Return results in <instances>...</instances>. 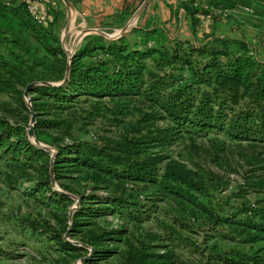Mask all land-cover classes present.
<instances>
[{
    "label": "trees",
    "instance_id": "obj_1",
    "mask_svg": "<svg viewBox=\"0 0 264 264\" xmlns=\"http://www.w3.org/2000/svg\"><path fill=\"white\" fill-rule=\"evenodd\" d=\"M220 1L229 7L236 4L231 0ZM124 5L122 13L130 15L135 9V0ZM181 6L190 13L193 25H198L196 13H205L198 3L185 0ZM164 25L152 20L115 39L100 34L86 35L68 55L59 36L48 28L47 18L37 24L23 0H0V91L22 108H27L23 91L32 84L30 100L37 113L42 108L43 112L48 108L65 111L90 99L99 102L104 98L136 97L153 108L143 114L142 121L170 123L158 128L154 135L140 134L136 140L126 137L95 144L78 137L59 148L51 158L45 148L29 138L25 126L0 116V160L20 165L23 168L20 175L31 174L32 191H42L50 202H62L64 212L59 224L63 230L68 227L70 213L72 229H76L90 226L91 222L85 220L100 217L116 204H132L122 196L81 193L79 204L68 210L71 198L53 188L52 172L55 179H66L70 178L69 173L85 169L95 183L115 180L159 185L166 192L198 206L209 217L216 214L217 223L242 226L248 242L264 240V203L251 207L240 202L226 209L207 208L205 201L209 200V193L195 172L173 160L162 166L167 156L146 153L143 148L144 143L153 142L171 145L182 134L192 139L222 135L230 143H247L256 149L261 145L259 152H253L250 162L257 169H263L264 60L250 54L249 46L241 40L211 35L195 43L172 38ZM65 78L63 84H54ZM126 113L122 109L114 112ZM62 123L37 120L35 139L56 145L57 138L47 128L59 129ZM64 129L66 135L72 134L71 125L67 124ZM221 150L224 151V145ZM111 234L102 229L99 234L92 232L84 239L87 244L96 245L105 236L112 239ZM53 235L60 249L83 250L64 240L60 232ZM153 248L147 242L138 247L129 246L121 254L122 263L163 264L171 257L170 253L155 252ZM95 252L109 256L113 250ZM218 259L237 264L234 257L220 255ZM90 262L88 259L82 264ZM241 262L264 264V254H253L238 263Z\"/></svg>",
    "mask_w": 264,
    "mask_h": 264
},
{
    "label": "rangeland",
    "instance_id": "obj_2",
    "mask_svg": "<svg viewBox=\"0 0 264 264\" xmlns=\"http://www.w3.org/2000/svg\"><path fill=\"white\" fill-rule=\"evenodd\" d=\"M38 1L42 14L47 18L41 9V0ZM150 1L136 3L133 12L128 15L127 31L118 27L92 32L100 35L105 33L107 39H112L126 34L133 27L143 26L152 20L156 22L147 9ZM256 13L254 11L250 15L255 16ZM253 16L249 17L257 20ZM78 29L80 27L71 26L60 40L68 55L83 40L79 34H75ZM258 33V41H253L251 46L256 47L258 44L264 49L261 43L264 29ZM29 42L35 44L33 38H29ZM24 98L26 109L0 91V116L12 123L22 124L27 132L32 126L33 135L27 133L29 138L45 148L51 158H54L59 148L78 137L95 144H104L109 140L121 141L126 137L136 140L140 134L152 136L158 128L170 125L167 120L142 121L143 114L153 108L136 97L104 98L99 102L90 99L74 104L65 111L48 108L45 113L43 108L39 113L33 110L29 91ZM120 109L127 113L114 114ZM31 111L35 116L33 122L30 119ZM37 120L63 122L59 129L47 128L57 138L56 145L34 141ZM67 124L72 126L71 135L65 134ZM224 140L222 135L192 139L182 134L171 145L153 142L144 143L143 148L146 153L167 156L162 166L173 160L195 172L209 193V200L205 201L207 208L226 209L240 202H246L251 207L263 204L264 168L257 169V165L250 162L253 152H259L262 146L256 149L247 143ZM222 145L224 151L221 150ZM15 166L19 169H13ZM22 170L16 163L0 160V264H82L88 259L91 261L89 264H123L121 254L129 246L138 247L143 242L154 246L155 252L171 254L163 264H226L219 261L220 255L234 257L237 264H245L238 262L253 254H264V250H258L264 248V240L248 242L242 226L217 223L216 214L209 217L198 206L166 192L159 185L109 179L107 182L101 180V184L95 183L90 178V172L85 169L69 173L70 178L66 179H55L52 172L53 188L66 192L71 198L68 210H73L79 204L81 193L122 196L132 204H116L100 217L85 220L91 222L90 226H77L76 229H72L71 216L66 221L68 227L63 230L59 224L64 212L62 202H50L42 191H32L33 176L24 172L20 175ZM7 174H11L10 177ZM102 229L113 232L111 238L114 240L105 236L96 245L85 242V236L92 232L99 234ZM55 232L62 233L64 240L81 246L83 250L67 252L60 249L56 239H53ZM106 249L113 252L109 256L95 252Z\"/></svg>",
    "mask_w": 264,
    "mask_h": 264
},
{
    "label": "crops",
    "instance_id": "obj_3",
    "mask_svg": "<svg viewBox=\"0 0 264 264\" xmlns=\"http://www.w3.org/2000/svg\"><path fill=\"white\" fill-rule=\"evenodd\" d=\"M133 0H41V9L48 19V28L52 29L60 38L75 25L80 29L76 35L95 34L94 30L124 27L128 22V15L122 13L125 2ZM185 0H151L147 9L159 24H165L168 34L173 38L190 40L199 43L209 39L211 35L234 38L251 46L257 42L256 34L264 29V1L231 0L235 3H247L256 11V15L239 13L227 19L212 20L207 16L198 18V25L194 26L191 15L182 6ZM190 1V0H189ZM198 6L207 0H193ZM137 1L135 0V4ZM196 16V15H195ZM245 16L247 18H245ZM249 16L257 18L254 20ZM197 18V17H196ZM154 21V20H153ZM119 30V29H118ZM121 32V30H119ZM129 32V31H128ZM197 40V41H196ZM257 58L264 60V49L255 47Z\"/></svg>",
    "mask_w": 264,
    "mask_h": 264
},
{
    "label": "built area",
    "instance_id": "obj_4",
    "mask_svg": "<svg viewBox=\"0 0 264 264\" xmlns=\"http://www.w3.org/2000/svg\"><path fill=\"white\" fill-rule=\"evenodd\" d=\"M26 3V8L37 24H41L45 21V17L39 8L38 0H23ZM200 8L205 11V13L197 12L196 17L207 16L212 20L215 19H227L240 12L252 14L254 8L251 5L245 3H236L232 7L225 6L220 0H210V2H205ZM261 43L264 46V36L261 37ZM255 46H249V53L257 57Z\"/></svg>",
    "mask_w": 264,
    "mask_h": 264
},
{
    "label": "water",
    "instance_id": "obj_5",
    "mask_svg": "<svg viewBox=\"0 0 264 264\" xmlns=\"http://www.w3.org/2000/svg\"><path fill=\"white\" fill-rule=\"evenodd\" d=\"M122 30H123V31H127V25H125V26L122 28ZM101 35H103L105 38L108 37L107 34H105V33H101ZM118 37H119V36H118ZM116 38H117V37H116ZM112 39H115V38H112ZM64 82H66V78H65L63 81L58 82V84L60 85V84H63ZM31 86H32V84H29V85L26 86L25 91H24V95H27V94H28V91H29V89H30ZM34 117H35V116H34L33 112L31 111V117H30V119H31L32 122L34 121ZM27 133H28L30 136L33 135L32 126H30V128L28 129V132H27ZM34 141L37 142V140H36L35 138H34ZM51 181H53V180H51ZM69 217H71V213H70Z\"/></svg>",
    "mask_w": 264,
    "mask_h": 264
}]
</instances>
